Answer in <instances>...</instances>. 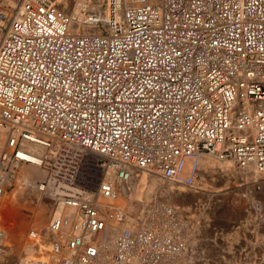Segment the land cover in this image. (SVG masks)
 Here are the masks:
<instances>
[{"label": "built area", "instance_id": "2783aa9c", "mask_svg": "<svg viewBox=\"0 0 264 264\" xmlns=\"http://www.w3.org/2000/svg\"><path fill=\"white\" fill-rule=\"evenodd\" d=\"M21 6L0 45V125L15 131L3 157L31 162L30 144L39 143L51 153L44 185L68 170L62 193H44L53 209L81 212L51 220L54 233L74 226V236L52 244L72 250L60 263L96 264L107 250L94 239L110 217L83 181L88 173L107 196L142 169L181 181L185 159L203 153L264 173V0H133L105 25L95 16L103 29L87 34L70 30L55 0ZM172 206L153 224L137 217L141 228L120 233L111 262L131 264L140 247L144 264H175L187 243L173 229Z\"/></svg>", "mask_w": 264, "mask_h": 264}, {"label": "bare ground", "instance_id": "6f19581e", "mask_svg": "<svg viewBox=\"0 0 264 264\" xmlns=\"http://www.w3.org/2000/svg\"><path fill=\"white\" fill-rule=\"evenodd\" d=\"M0 1L4 6L3 12L5 15H7V18L5 20L0 17V22L3 20L2 25L4 27L3 31L1 32L2 34H0L1 45L3 37L7 32L6 30H8L10 27V20L18 14L23 0ZM105 1L106 0H55V4L57 5L58 9L62 11L64 10V12L65 10H68V14L72 18V25L70 28L72 32L76 34H87L101 32L103 29V27H100V25L94 21L95 16L101 17L102 23L105 25L106 19L111 17V12L114 8H116V15L118 17H122V10L125 8L124 6L133 3V0H108V3L105 5L103 4V2ZM123 2H125V4H123ZM93 8L97 10H93ZM14 132V130L10 129V126L5 127L0 125V246L7 245L6 243L11 240L20 241V245L22 244L25 251L24 257L23 255L18 256L19 260L17 262H20V264L26 263L25 261L27 260H33L34 262L46 261L50 264H63L60 263V260L63 257H70L72 250L65 246L61 253H58L55 252L52 244L55 243V240H57V237L60 233L64 234L67 239L74 236L75 231L73 222L71 223L70 220L64 222L61 231H59L58 233H54L50 230L51 220L53 216H58L62 211L63 214L71 213L72 220L79 217V214H81V212L71 205L62 206L61 204L60 207L52 209L53 212L51 211V216L47 220L46 213L43 211L44 208L36 204L37 206H33V213L35 216L34 218H36L35 220H37V222L41 224H43L42 222H44V228L42 230H38L36 228L31 229V231L34 230L35 236L31 235L30 231L31 236L29 237L24 233L27 225L26 221L22 219L19 210H21V207L26 206L27 202H29V199L27 197L29 196V194H32L33 191H36L38 193L37 194L35 192L34 194L37 196L39 194H44L45 192L56 196L59 193H62L63 189L67 185L66 179L69 177L68 170L64 169V167H60L59 172L61 173V175L64 174L62 179H56V177L52 175V181L50 182V184L48 186L44 185L43 180L46 178L48 170L42 164L45 160L44 157H47V155H51V153L46 149V145L39 143L30 144L31 151L35 154L32 157L31 162L17 160L10 161L4 159L3 154L10 150L9 138ZM57 146L58 144H55V147ZM59 147H61V144L59 145ZM75 149L79 152V155L81 153L82 155H85V153H87V150L85 149ZM80 161H84V158H82L81 160L79 159L78 162ZM87 161L88 160L86 159V162ZM185 163V168L181 173V181L168 180L156 172L142 169L140 171H136L133 174V178L131 180L119 181V183H116L114 185L115 195L110 196L103 194L100 191L99 187L97 189H94L92 187L95 181H93L91 173H88V176H85L83 181H85L87 185H89L91 193L95 194L94 196L96 199V205L99 207L103 215H105L107 218L110 217L108 218L106 230L98 233L97 237L94 239L96 243H98L99 240L103 242V245L105 247H107L106 252L99 254L98 260H96V264H125L126 261L124 259H116L112 262L110 260L113 257L116 258V256H120L117 253L120 247L116 245V240L118 239L120 233L126 230L140 229L142 225L137 222V217L146 220V222H149L150 224H153L154 219H157L156 214L160 215L161 212H163V206L165 205H173L172 207L176 208V219L174 220L173 229L179 232L180 238L187 243V248L178 250L173 255V260L176 262L175 264L182 263L186 256H188V250L192 245L191 237L189 236L191 222L188 224L187 221L189 220V218L184 217L185 215H187L186 209L175 203L173 199L153 201L147 207L148 203L151 201L155 194L163 192L162 190L165 185L164 182L166 181L168 183H172L176 188L181 189V187H183L182 189L185 190L182 192L180 190L179 191L180 193L185 192L187 196H184V194H179V196L185 203H189L191 202L190 199L192 198L189 196H202L207 192H215V196L217 195L219 197L225 195V191L231 189L230 181L232 180L229 179L228 172L233 170V168H237L240 171L246 172L252 171V173H256V175H259L261 173L254 169H242L234 164L231 160L211 153H203L201 155L186 158ZM12 171L18 174L20 184L16 187L15 190L13 188L14 194L13 197L10 196L11 200H9L10 198L6 199V197H3L5 195L3 194L5 188L3 186L2 179H4V177L9 178L11 173H13ZM215 175L219 179H215ZM44 176L45 178L43 179ZM40 178H42L43 180L34 182L35 180H38ZM189 179H192L191 184L187 183V180ZM205 179H210L212 182H214L215 185L218 183L216 182V180H219L220 182H224V185L219 182L222 187H214L207 183L208 181H205L203 183L200 182V180ZM33 183H35V185H33ZM189 187L192 188L189 189ZM203 188H205L206 192L203 191ZM186 189L188 192L186 191ZM179 196L177 194L175 199H177V197ZM111 213L113 214L111 215ZM64 217L66 218V215H64ZM67 219L69 218L67 217ZM104 246L101 247V250H103ZM139 248L136 253L129 257V261L131 264H144L139 255ZM0 264L8 263L5 261L1 262Z\"/></svg>", "mask_w": 264, "mask_h": 264}, {"label": "rangeland", "instance_id": "374dc122", "mask_svg": "<svg viewBox=\"0 0 264 264\" xmlns=\"http://www.w3.org/2000/svg\"><path fill=\"white\" fill-rule=\"evenodd\" d=\"M107 3L108 0L103 2L105 5ZM93 10L97 9L93 8ZM65 12L69 13L68 10H65ZM12 172L9 178L4 177L2 179L5 188L3 192L5 195L3 196L2 194V196L6 197V199L10 198L9 200L13 197V191L20 184L18 174L14 171ZM228 173L229 179L232 180L230 181L231 189L225 191L226 194L220 197L215 196V192H209L210 194L207 192L206 194L208 195L197 197L189 196L188 194L189 197H192L190 199L191 202L185 203L179 196V194L186 195L185 192L180 193V191L182 192L185 189L183 190V187L181 189L176 188L172 183L165 181L163 192L155 194L148 203L147 207L153 201L173 199L175 203L187 211V215L184 217L189 218L188 224L191 222L189 236L191 237L192 245L190 249L188 248V256L182 263L177 264H264V174L256 175L252 171H240L237 168H233ZM214 177L219 179L216 175ZM43 179L40 178L34 182ZM209 180H200V182L208 181L207 183L214 187H222L221 184L224 185V182L219 180H216L218 182L216 185ZM191 188L189 187V189ZM203 191L206 192L205 188H203ZM35 192L33 191V193L31 192L32 194H29L27 197L29 202L19 210L22 219L26 221L27 225L24 233L29 237L31 236V229L42 230L44 228V222L41 224L35 220L33 206L37 204L43 207L47 220L53 212V199L45 194L34 195ZM177 194L179 196L177 197L178 200L175 199ZM11 241L7 242V245L0 246V263L6 261L8 264H20V262H17L19 260L18 256L23 255L24 257V247L22 244L20 245V241Z\"/></svg>", "mask_w": 264, "mask_h": 264}]
</instances>
